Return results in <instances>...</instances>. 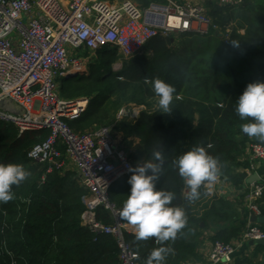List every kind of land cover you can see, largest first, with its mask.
I'll return each mask as SVG.
<instances>
[{
	"label": "trees",
	"instance_id": "obj_1",
	"mask_svg": "<svg viewBox=\"0 0 264 264\" xmlns=\"http://www.w3.org/2000/svg\"><path fill=\"white\" fill-rule=\"evenodd\" d=\"M136 1L143 8L158 2ZM210 15L220 36L214 31L207 36L156 37L146 46L149 55L123 61L117 71L111 69L118 59L115 52L102 49L87 75L64 80L59 87L63 99L88 100L81 118L67 122L76 133L112 125L121 105H150L156 97L146 79L160 78L176 89L170 113L162 114L160 109L142 112L136 122H122L113 128L121 135L125 149L131 151L136 143L132 161L152 162L154 152L163 153L165 164L157 187L175 194L172 204L185 209L188 221L175 240L163 244L154 238L135 241L133 234H126V241L138 255V264H146L151 251L161 246L173 249L165 264L197 261L205 231L214 228L212 241L223 243L244 231L240 233L238 227L225 232L224 223L234 218L231 204L217 195L210 197L203 186L200 198L188 201V188L172 163L191 148L204 147L218 159L219 177L240 186L244 175L235 171L249 167L248 143L264 146V142L241 132V125L248 121H241L235 112L236 99L246 86L264 81V0H243L237 8L217 7ZM230 23L232 28L225 33ZM241 28H245L244 35L238 33ZM47 134L18 136L12 125L0 121V164H22L31 173L18 187L13 186L14 199L0 204V264H118L113 239L99 235L93 242L94 234L80 226L86 191L74 173L53 171L41 182L46 165L35 164L27 157ZM130 175L109 188L108 200L116 208L123 206L130 193ZM260 211L264 214L263 207ZM99 215L110 222L105 212ZM259 226L264 231V226ZM255 250L262 252L264 247L255 246ZM241 263L249 264L236 262Z\"/></svg>",
	"mask_w": 264,
	"mask_h": 264
},
{
	"label": "built area",
	"instance_id": "obj_2",
	"mask_svg": "<svg viewBox=\"0 0 264 264\" xmlns=\"http://www.w3.org/2000/svg\"><path fill=\"white\" fill-rule=\"evenodd\" d=\"M242 3L217 0L219 7L237 8ZM214 31L217 27L204 6L177 0H158L146 8L131 0H0V100L9 99L23 110L22 115L0 110V121L12 125L18 136L48 133L27 157L46 165L41 182L47 174L73 166L86 191L80 226L94 234L93 242L99 235L111 237L118 264H138V255L125 238L126 234L134 235V229L121 219L122 207L109 202L108 191L132 174L128 169L137 164L131 151L120 145L121 135L113 128L122 122L134 123L142 112L158 108L129 103L116 111L112 125L76 133L67 122L81 118L88 100L61 98L60 84L87 75L86 68L102 49L115 52L118 59L112 67L118 68L123 61L144 54L149 41L156 37L207 36ZM263 161L264 146L250 143L246 170L255 171ZM221 180L218 177L215 184ZM263 195L264 177H259L250 184L245 197L249 216L262 215L259 202ZM100 211L106 213L109 223L104 222ZM254 240H264V231L259 224L249 222L238 244L213 242L207 264H236L239 245Z\"/></svg>",
	"mask_w": 264,
	"mask_h": 264
},
{
	"label": "clouds",
	"instance_id": "obj_3",
	"mask_svg": "<svg viewBox=\"0 0 264 264\" xmlns=\"http://www.w3.org/2000/svg\"><path fill=\"white\" fill-rule=\"evenodd\" d=\"M145 83L151 84L160 113H170L175 87L160 78L151 81L146 79ZM235 112L241 121H248L241 125V132L249 138L264 142V81H255L246 86L236 99ZM153 157L152 162L129 167L128 171L132 173L127 180L131 186L130 193L119 215L133 227L135 241L154 238L157 243L163 244L175 240L188 221L185 209L172 204L175 194L157 187L165 159L161 151L154 152ZM172 163L188 188L186 199L190 202L200 198L203 185L211 188L220 175L218 159L209 155L201 146L191 148ZM30 175V171L22 164H0V204L13 200V186L18 187ZM172 252L170 247L155 248L149 254L146 264H165L167 256Z\"/></svg>",
	"mask_w": 264,
	"mask_h": 264
},
{
	"label": "crops",
	"instance_id": "obj_4",
	"mask_svg": "<svg viewBox=\"0 0 264 264\" xmlns=\"http://www.w3.org/2000/svg\"><path fill=\"white\" fill-rule=\"evenodd\" d=\"M131 1L138 7L143 8L142 5L138 3L136 0H131ZM177 1L178 2H190L193 4L202 5L205 7L208 15H209V11H208L209 9H214V8L219 7L217 5V0H177ZM232 25L233 24L230 23L225 28V33L230 32ZM238 33L240 35H244L245 28L239 29ZM144 53L148 54L150 53V51L147 49ZM247 156H248V151H247ZM65 171H71L72 173H74V176L78 180L77 173L71 164L67 165V168ZM235 173L244 175L242 184H240V186H234L233 184L222 179L220 183L218 184L214 183L211 186V188H209L206 185H203V188L210 197H212L213 195H217L218 197L224 198L231 204V207H232L231 211L234 213L233 214L234 218L232 222L224 223L225 232H226V229L230 230L232 228L234 229V228L239 227L240 233H241L245 229V227L248 225L249 217H250L247 211L246 205H245V197L249 191V186H250L249 181L252 178L255 179L254 175H257L258 177H264V161L258 163L255 171L249 172L246 169L240 168V169H237ZM259 206L264 208V195L259 202ZM214 235H215L214 228H211L210 230L205 231V233L203 234L202 246L198 250L200 259L197 261H189L187 262V264H207V255H208L210 246L213 243L212 238L214 237ZM241 236L230 238L228 243L238 244L241 240ZM263 253L264 251L262 252L256 251L255 246L250 247L248 245V242L242 243L239 245L237 253L235 255V263L245 261V262H249V264H258Z\"/></svg>",
	"mask_w": 264,
	"mask_h": 264
},
{
	"label": "water",
	"instance_id": "obj_5",
	"mask_svg": "<svg viewBox=\"0 0 264 264\" xmlns=\"http://www.w3.org/2000/svg\"><path fill=\"white\" fill-rule=\"evenodd\" d=\"M216 36H220V34L218 33V31L215 32ZM0 110L4 111V112H8V113H12L14 115H22L23 114V110L21 107H19L17 104H15L14 102H12L9 99H3L0 100ZM112 128L108 127V132H111ZM255 179L252 178L249 183L251 184L254 181L258 180V176L254 175ZM254 179V180H253ZM249 222L253 223V224H259L264 226V214L260 215V216H254L251 215L249 217ZM248 245L250 247L252 246H263L264 247V240H254V241H248ZM258 264H264V253L259 261Z\"/></svg>",
	"mask_w": 264,
	"mask_h": 264
},
{
	"label": "rangeland",
	"instance_id": "obj_6",
	"mask_svg": "<svg viewBox=\"0 0 264 264\" xmlns=\"http://www.w3.org/2000/svg\"><path fill=\"white\" fill-rule=\"evenodd\" d=\"M213 10H214V9H209V10H208V11H209V15L211 14V12H213ZM210 16H211V15H210ZM212 18H213V17H212ZM216 27H217V26H216ZM173 37H175V36H173ZM146 50H147V49H145V51H146ZM145 51H144V52H145ZM144 55H149V53H148V54L144 53ZM140 56H141V55H140ZM112 65H113V64H112ZM121 66H122V65H121ZM121 66H119L118 68H113V67L111 66V69H112L113 71H117V70H119V69L121 68ZM107 70H109V67L107 68ZM87 71H88V70H87ZM58 82L60 83L61 80H59ZM75 99H76V98H75ZM154 101H157V98H153V99L151 100L150 106H151L152 109L155 110V109H156V102L154 103ZM122 106H123V105H121L120 107H122ZM120 107H119V108H120ZM119 108H118V109H119ZM118 109H117V110H118ZM117 110H116V111H117ZM155 111H156V110H155ZM115 113H116V112H115ZM114 115H115V114H114ZM120 140H121V141H120V145L123 146V141H122L121 137H120ZM124 146H125V145H124ZM135 146H136V143H134V144L132 145V147L130 148L131 151L134 150V147H135ZM133 163H134V164H139L138 162H134V161H133ZM61 174H62V173H61Z\"/></svg>",
	"mask_w": 264,
	"mask_h": 264
},
{
	"label": "bare ground",
	"instance_id": "obj_7",
	"mask_svg": "<svg viewBox=\"0 0 264 264\" xmlns=\"http://www.w3.org/2000/svg\"><path fill=\"white\" fill-rule=\"evenodd\" d=\"M88 70V67L86 68V70L85 71H87ZM87 73H88V71H87Z\"/></svg>",
	"mask_w": 264,
	"mask_h": 264
}]
</instances>
